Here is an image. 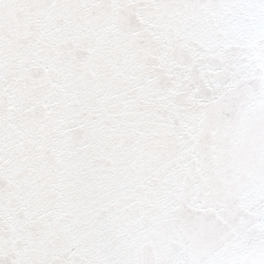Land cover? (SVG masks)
I'll return each mask as SVG.
<instances>
[{
  "label": "snow or ice",
  "instance_id": "6c2138e0",
  "mask_svg": "<svg viewBox=\"0 0 264 264\" xmlns=\"http://www.w3.org/2000/svg\"><path fill=\"white\" fill-rule=\"evenodd\" d=\"M0 264H264V0H0Z\"/></svg>",
  "mask_w": 264,
  "mask_h": 264
}]
</instances>
